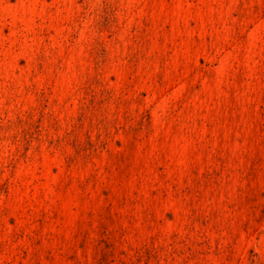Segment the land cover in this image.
I'll use <instances>...</instances> for the list:
<instances>
[{
  "label": "rangeland",
  "instance_id": "rangeland-1",
  "mask_svg": "<svg viewBox=\"0 0 264 264\" xmlns=\"http://www.w3.org/2000/svg\"><path fill=\"white\" fill-rule=\"evenodd\" d=\"M0 264H264V0H0Z\"/></svg>",
  "mask_w": 264,
  "mask_h": 264
}]
</instances>
